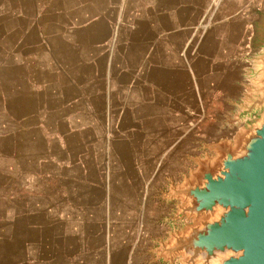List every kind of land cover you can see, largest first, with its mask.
I'll return each mask as SVG.
<instances>
[{"label": "crops", "instance_id": "obj_1", "mask_svg": "<svg viewBox=\"0 0 264 264\" xmlns=\"http://www.w3.org/2000/svg\"><path fill=\"white\" fill-rule=\"evenodd\" d=\"M264 0H0V264H165L163 193L231 139Z\"/></svg>", "mask_w": 264, "mask_h": 264}, {"label": "water", "instance_id": "obj_2", "mask_svg": "<svg viewBox=\"0 0 264 264\" xmlns=\"http://www.w3.org/2000/svg\"><path fill=\"white\" fill-rule=\"evenodd\" d=\"M254 25L247 57L246 94L234 122L246 119L232 140L209 143L212 155L195 164L163 196L179 203L170 220L191 222L172 228L152 250L168 264H264V11Z\"/></svg>", "mask_w": 264, "mask_h": 264}, {"label": "rangeland", "instance_id": "obj_3", "mask_svg": "<svg viewBox=\"0 0 264 264\" xmlns=\"http://www.w3.org/2000/svg\"><path fill=\"white\" fill-rule=\"evenodd\" d=\"M248 68H250V66L248 67ZM247 68V69H248ZM246 74H247V70H246ZM247 77V76H246ZM232 138H233V136H232ZM232 138L231 139H227V140H232ZM204 151H203V153L202 154H208V155H212L213 153H212V151H210V150H208V149H206V148H204L203 149ZM202 154L201 155H199L198 157H201L202 156ZM193 165V167L191 168V169H193L194 168V166H195V164L193 163L192 164ZM187 173H188V171L186 172V173H184L182 176H181V178L179 179V181L178 182H173V181H171V182H173L174 184H177V183H180L181 182V180H182V177L184 176V175H187ZM169 186V185H168ZM167 189H168V187L166 188V190L165 191H167ZM164 199H166L167 201H171L172 203H173V206H172V208H171V211H170V213L168 214V216H167V218H166V221L168 222H171V226H170V230H169V232L172 230V228H176V229H182V228H184V226L185 225H187V224H189L190 222H191V220H190V218H186V217H182V218H180V219H175V220H170V217L173 215V213L175 212V210H176V205L179 203V201L178 200H176V199H167V198H165L164 197ZM167 238V237H166ZM165 238V239H166ZM165 239H161V240H165ZM160 241V240H159ZM158 241V242H159ZM158 242L156 243V246L158 245ZM154 254V253H153ZM153 261H161V263L163 262V263H165V264H168L167 262H165V261H163V260H161V259H155V254H154V257H153ZM172 264H179V262H178V257L177 258H174L173 260H172Z\"/></svg>", "mask_w": 264, "mask_h": 264}]
</instances>
